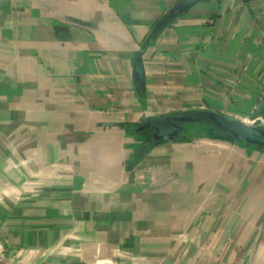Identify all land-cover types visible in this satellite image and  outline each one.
I'll list each match as a JSON object with an SVG mask.
<instances>
[{
	"label": "crops",
	"instance_id": "obj_1",
	"mask_svg": "<svg viewBox=\"0 0 264 264\" xmlns=\"http://www.w3.org/2000/svg\"><path fill=\"white\" fill-rule=\"evenodd\" d=\"M180 1L0 0V264H264V147L137 131L264 126V0Z\"/></svg>",
	"mask_w": 264,
	"mask_h": 264
},
{
	"label": "water",
	"instance_id": "obj_2",
	"mask_svg": "<svg viewBox=\"0 0 264 264\" xmlns=\"http://www.w3.org/2000/svg\"><path fill=\"white\" fill-rule=\"evenodd\" d=\"M201 0H182L175 4L166 15L167 22L175 21L180 15L189 11ZM136 76L142 85L146 81L144 62L141 58L136 63ZM190 123L211 125L217 130L226 131L232 135L234 145H250L264 147V126L259 123H247L240 119L229 118L217 111L196 110L178 115H150L142 118L138 132L147 131L150 143L161 141L176 142L183 140L182 133Z\"/></svg>",
	"mask_w": 264,
	"mask_h": 264
},
{
	"label": "trees",
	"instance_id": "obj_3",
	"mask_svg": "<svg viewBox=\"0 0 264 264\" xmlns=\"http://www.w3.org/2000/svg\"><path fill=\"white\" fill-rule=\"evenodd\" d=\"M146 133V131H142ZM194 133V135H193ZM183 139L190 140L191 136L197 138L209 137L215 140H231L232 135L226 131L217 130L211 125H204L201 123H190L187 129L182 133Z\"/></svg>",
	"mask_w": 264,
	"mask_h": 264
},
{
	"label": "rangeland",
	"instance_id": "obj_4",
	"mask_svg": "<svg viewBox=\"0 0 264 264\" xmlns=\"http://www.w3.org/2000/svg\"><path fill=\"white\" fill-rule=\"evenodd\" d=\"M193 135H194V133H193Z\"/></svg>",
	"mask_w": 264,
	"mask_h": 264
}]
</instances>
